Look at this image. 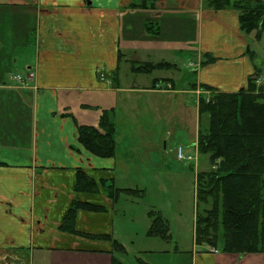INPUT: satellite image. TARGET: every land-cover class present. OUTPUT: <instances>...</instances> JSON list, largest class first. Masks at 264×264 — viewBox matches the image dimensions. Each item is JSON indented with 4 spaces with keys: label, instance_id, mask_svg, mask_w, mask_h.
<instances>
[{
    "label": "crops",
    "instance_id": "0c3cea01",
    "mask_svg": "<svg viewBox=\"0 0 264 264\" xmlns=\"http://www.w3.org/2000/svg\"><path fill=\"white\" fill-rule=\"evenodd\" d=\"M141 1L0 0V264H111L113 258L124 264H262V254L238 263L236 256L196 242L186 252L188 262L176 249L143 250L144 257L141 250L129 252L135 245L128 242L129 229L115 226L120 196L138 191L120 184L121 160L131 155L119 152L118 139L110 158L87 151L78 127L90 123L70 113L71 98L82 101L80 92L111 85L108 92L117 102L122 93L133 94L122 112L136 108L126 110L128 99L153 100L154 111L136 108L140 118L152 120L165 96L177 102L195 94L198 122L197 102L205 97L198 96V85L236 92L264 71V46L259 59L256 51L264 30L259 39L242 32L232 8L215 9L201 0H145V8L134 7ZM23 53L30 58L16 57ZM142 63L169 66L133 71ZM120 71L127 83H121ZM13 75L26 77V84ZM168 83L172 89L164 91ZM115 108L103 110L112 123ZM197 131L196 125L195 138ZM78 172L94 181L95 192L76 191ZM74 202L93 209L79 208L68 231L61 226ZM120 211L124 224L125 208ZM149 229L147 237L168 243L170 236H149ZM115 243L124 254L115 252Z\"/></svg>",
    "mask_w": 264,
    "mask_h": 264
},
{
    "label": "trees",
    "instance_id": "16d2710c",
    "mask_svg": "<svg viewBox=\"0 0 264 264\" xmlns=\"http://www.w3.org/2000/svg\"><path fill=\"white\" fill-rule=\"evenodd\" d=\"M205 1L215 9H234L242 32H255L256 38H260L264 30V0ZM145 6L143 0L134 7ZM167 66L168 63H146L134 67L133 71L147 72ZM202 87L210 90V95L199 98L198 113L199 118L209 116V123L204 131L199 130L197 146L201 154L208 155L211 170L195 177L198 181L195 242L220 247L221 252L228 255L235 254L238 263L249 255L262 254L264 264V87L257 86L252 80L246 88L236 92ZM109 118L103 113L101 129L91 125L78 127V140L82 146L102 158L114 155V124ZM75 189L78 192L97 190L94 181L82 172L77 173ZM208 197L212 200L210 208L201 209V204L208 203ZM82 207L93 209L74 202L61 228L73 231L74 215ZM148 235L168 238L169 226L161 217H156ZM114 250L118 254L125 252L116 243ZM111 264L124 263L113 258Z\"/></svg>",
    "mask_w": 264,
    "mask_h": 264
},
{
    "label": "rangeland",
    "instance_id": "374dc122",
    "mask_svg": "<svg viewBox=\"0 0 264 264\" xmlns=\"http://www.w3.org/2000/svg\"><path fill=\"white\" fill-rule=\"evenodd\" d=\"M203 1L205 0H201V2ZM186 23L187 21L184 20L183 31L189 34L188 30H192V28ZM262 40L256 46L258 59L263 52L261 47L264 46L262 44L264 36ZM189 49L184 48V50ZM30 56V54L23 53L16 57L24 61ZM181 56L188 61L189 51L182 52ZM177 57L180 58V55ZM188 64L189 66L194 65L193 62ZM123 68L122 64L121 69ZM13 72L23 74L24 70L13 68ZM123 75L124 72L120 71L118 77L121 83H127V79ZM259 76L260 81L256 85L264 87V71ZM191 78L194 77L191 76ZM107 88L108 90L80 92L78 97H81L82 101L77 99L76 95L73 96L69 111L77 118L88 120L91 126L101 129L100 116L103 115V110L111 106L120 108H115L117 119L113 116V120L116 121L113 122V135L120 144L119 152L131 155L130 159L121 160L120 166L125 171L122 173L123 179L120 184L129 186L130 189H138V191L132 192L130 194L132 197L126 194L120 196L121 207L120 205L116 207L118 213L115 218V226L119 231L122 229V225L129 229L127 231L128 242L135 243L133 247L128 248L130 253L141 250L142 256L146 257L147 254L143 250L161 252L159 250L165 249L171 253L176 249L178 255L180 252H184V261L188 262L190 258L186 252L195 247L194 217L197 211L195 189L198 185L195 177L197 174L207 173L211 170L208 155L201 154L197 146L198 132L207 128L209 116L203 115L199 118L197 102V122L194 102L197 95L194 94L195 97L188 94L183 100L177 99V102L173 95L165 96V101H161L164 105L158 112L159 116L152 120L150 116L148 117L150 120L144 117L140 118L136 108L154 111L155 106L150 105L153 100L148 101L147 98L145 101L133 103V98L128 99L129 105L126 110L132 108L133 105L136 108L122 112L121 108L125 105L126 98L133 94L122 93L123 96L117 102L114 93L108 92L113 90V87L108 85ZM123 88H127V86L124 85ZM163 88L164 91L169 90L171 84L168 83V87ZM196 90H198V96L205 95L208 98L210 95V90L202 86L198 85ZM81 104H85V106L82 107ZM156 108L158 109V106ZM196 125L198 131L195 138ZM178 149H181L184 155L181 160L177 158ZM211 201V198L208 197V203L201 204V209L210 208ZM121 208H125L126 211L123 216L124 224L121 222ZM156 217H161L169 226L170 238L167 244H160L157 242L158 240L146 236V231L152 224L151 219ZM156 243L158 244L155 245ZM216 249L221 252L220 247ZM162 264H165V261Z\"/></svg>",
    "mask_w": 264,
    "mask_h": 264
},
{
    "label": "built area",
    "instance_id": "2783aa9c",
    "mask_svg": "<svg viewBox=\"0 0 264 264\" xmlns=\"http://www.w3.org/2000/svg\"><path fill=\"white\" fill-rule=\"evenodd\" d=\"M11 79H12L13 81H15L16 83H20V84H22V85H25V84H26V81H25L26 78L23 77V76H21V75H13V76L11 77ZM252 79H253L256 83L260 81V77H258V76H256V75H253ZM177 153H178L177 158L181 160V159L183 158V156H184L183 153L181 152V149H178ZM212 251H215V250L212 249Z\"/></svg>",
    "mask_w": 264,
    "mask_h": 264
}]
</instances>
